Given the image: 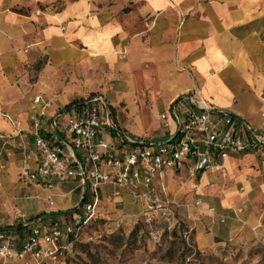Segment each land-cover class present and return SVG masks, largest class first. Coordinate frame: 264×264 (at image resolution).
I'll return each mask as SVG.
<instances>
[{"label":"crops","instance_id":"obj_1","mask_svg":"<svg viewBox=\"0 0 264 264\" xmlns=\"http://www.w3.org/2000/svg\"><path fill=\"white\" fill-rule=\"evenodd\" d=\"M46 1L54 0H0V76H9L0 78V112L19 121L24 129L31 127L35 113L32 107L25 113L6 109L14 104L4 93L2 82L11 88L12 76L21 61L29 57L26 47L36 44L35 49L46 46L50 51L46 67L85 63L93 69L102 68L108 76L107 90L118 92V99L129 105L149 101L158 124L155 137L144 135L131 122L122 125L114 114L117 126L129 137L167 140L177 129L179 114L169 113L165 121L155 117L185 95H192L205 107L228 113L241 137L259 139L260 150L233 154L224 161V171L200 174L197 182L203 205L224 214L226 221H207L206 213L192 207L190 217L202 220L192 232L200 250L215 240H251L264 246V0H72L58 12L48 7L41 10L38 6ZM37 95L52 102L41 124L46 137L54 140L58 133L52 127V117L66 104L36 93L30 98L31 105ZM0 131L16 130L0 116ZM101 134L106 142L120 143L113 132ZM22 138L30 140L31 136L24 133ZM22 160L20 153L0 155V227L34 217L43 225L64 218L41 216L51 212L70 211L71 220L76 218L79 212L75 206L80 198L76 183L65 181L72 186L62 195L77 191V200L60 205L55 201V191L60 192L62 182L52 190L23 182L19 176ZM157 183L161 198L177 202H195L197 198L186 176L181 181L169 172ZM23 189L28 191L25 199L38 201L33 210L18 203L16 192ZM111 190V186H105L100 191L106 194ZM125 192L124 199L134 198ZM135 201L143 206L140 199ZM181 216L185 217L184 213ZM10 232L23 238L27 229ZM27 261L36 264L32 258ZM0 264L23 262H5L0 257Z\"/></svg>","mask_w":264,"mask_h":264},{"label":"built area","instance_id":"obj_2","mask_svg":"<svg viewBox=\"0 0 264 264\" xmlns=\"http://www.w3.org/2000/svg\"><path fill=\"white\" fill-rule=\"evenodd\" d=\"M51 104L41 95L32 99L35 113L29 129H24L9 114L0 112L16 130L15 133L0 131V155L22 154L19 176L23 182L48 190L60 182H75L80 190V203L75 206L79 215L64 225L59 220L47 225L24 220L23 228L27 233L23 238L10 231H0V257L5 262L19 260L28 264L27 258H32L36 264L45 260L56 264L77 239L81 226L95 215L98 192L105 186L113 187L114 196L126 190L140 199L148 224L158 215L167 230L180 229L179 203L159 195L157 180H163L169 172L181 181L186 176L192 182L197 197L195 206L208 215L210 222L224 223V214L203 205L198 178L203 172L224 171V161L233 154L260 150L259 139L248 140L239 135L231 115L205 107L192 95L180 97L155 117L157 121H165L169 113L179 114L176 131L160 142L135 139L118 131L109 105L101 96L57 111L51 124L58 136L50 140L42 131L41 118ZM103 131L113 132L120 143L106 142ZM24 133L31 139H23ZM160 189L163 190L162 185ZM48 202L52 204V199L48 198ZM236 211L241 212V209ZM191 232L192 228L183 232L186 240ZM63 239L66 244L61 243Z\"/></svg>","mask_w":264,"mask_h":264},{"label":"rangeland","instance_id":"obj_3","mask_svg":"<svg viewBox=\"0 0 264 264\" xmlns=\"http://www.w3.org/2000/svg\"><path fill=\"white\" fill-rule=\"evenodd\" d=\"M70 1L72 0L46 1L38 7L41 10L48 7L51 11L58 12ZM35 47L36 44L26 47L25 52H29V57L21 61L17 74L12 76V89L6 81L2 82L4 93L15 106L6 109H15L16 113L27 112L32 107L30 98L36 93L49 96L60 105L90 95H99L106 98L122 125L131 122L135 128L143 130L144 135L157 136L158 124L153 119L155 108L149 106V101L143 103L140 100L135 105H129L124 99H118V92L107 90L108 76L102 68L93 69L85 63L51 65L48 68L46 66L51 58L50 51L46 46L38 50ZM8 77L0 76L3 80ZM71 186L70 182L60 184V192L55 191L57 203L64 205L77 200V191L71 195H62ZM113 191L115 190L112 187L109 193L98 192L99 202L95 215L81 226L77 239L56 264H264V246L259 243L237 239L219 243L220 240H215L211 245L200 247V250L194 239V230L186 240L183 233H180L182 228L179 231L167 230L158 215L148 224L143 216L144 204L138 205L132 197L124 199L123 193L128 194L125 190H120L119 196H114ZM26 195L27 190H17L18 203L32 206L33 210V205L38 201L25 199ZM178 203L183 228H192L195 225L199 228L197 223L202 220L195 216L190 217L191 210H197L195 203L185 199ZM181 213H184L185 217H182ZM69 215L59 219L61 224L72 221ZM206 216L207 221L210 220L208 215ZM61 243L66 244L67 241L63 239ZM187 249H190V254Z\"/></svg>","mask_w":264,"mask_h":264},{"label":"trees","instance_id":"obj_4","mask_svg":"<svg viewBox=\"0 0 264 264\" xmlns=\"http://www.w3.org/2000/svg\"><path fill=\"white\" fill-rule=\"evenodd\" d=\"M96 96H99V95H90V96H88V97H86V98H82V99H78V100H75V101H73V102H70V103H68V104H66V106H65V108H69L70 106H72V105H75V104H79V103H82V102H84L85 100H89V99H91V98H93V97H96ZM109 110H110V112H111V115L114 117V113H113V109L109 106ZM119 128V127H118ZM118 131H122L120 128L118 129ZM78 191H79V193H80V190L78 189ZM79 200H80V198H79ZM80 203V202H79ZM76 209V208H75ZM72 212H70V211H63V212H51V213H48V214H42L41 216H43V217H51V218H55L56 216H58V215H68V214H71ZM26 222H31V221H36V217H34V218H29V219H26L25 220ZM183 224V223H182ZM181 224V228H182V230H181V228L180 229H178L177 231H179V230H181L180 231V233L182 232H185V231H187L188 230V228H186V229H184L183 228V225ZM24 226H23V223H19V224H11V225H6V226H3V227H0V231H13V230H15V228H16V230H20V229H22ZM175 232V231H174ZM192 249V248H191ZM189 252H188V254H190L191 252H190V249H187Z\"/></svg>","mask_w":264,"mask_h":264}]
</instances>
